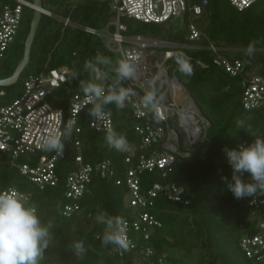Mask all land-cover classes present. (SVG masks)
<instances>
[{
    "label": "trees",
    "instance_id": "trees-1",
    "mask_svg": "<svg viewBox=\"0 0 264 264\" xmlns=\"http://www.w3.org/2000/svg\"><path fill=\"white\" fill-rule=\"evenodd\" d=\"M26 1L29 3L32 0ZM49 1L41 0L43 10L61 18H68L77 27L64 26L63 22L42 14L30 45L27 65L34 66L39 73L44 69L70 67L73 64L68 83L57 92L64 101L55 105L63 106L70 96L82 93L79 81L72 79L73 73H79L80 79H91L83 70L84 62L109 53L100 38L96 37L92 41L94 35H89L80 27L101 30L112 20L114 12L110 8L112 0H88L73 7L59 3L55 4L54 9L47 6ZM188 1L194 6L203 0ZM205 1L204 14L196 21L202 35L215 46L232 49L226 52L229 59H237L247 68L258 66V74L264 77V2L258 1L248 9L238 12L227 0ZM30 20L31 17L28 18V29ZM120 23L125 26L124 34L127 36L161 38L164 33L163 24H144L125 17L120 18ZM185 26L181 35L173 32L166 41L190 44ZM110 29L112 30L111 27ZM253 41L256 42L254 55L248 57L246 49ZM203 42L202 39L198 43ZM175 51V54L182 53L190 58L195 74H181L177 70L175 54L168 64L170 68L176 69V78L179 81L184 80L187 93L199 106L210 126L205 133V139L193 147L192 156L188 159H177L173 172L166 179H162L155 170L143 171L139 174V179L141 189H147L153 183L173 184L183 190L182 195L189 204L176 203L160 195L153 208L148 210L153 219L160 223V227L150 229L147 242L141 243V237L138 236L137 246L122 252L121 257L113 252L112 245H102L97 236L103 235L104 226L96 222L97 212L102 210L110 216L128 220L133 213L127 207L128 190L124 182L127 165H124V156L121 153L108 147L105 133H96L89 129L85 117L82 116L77 124L80 133L76 134L75 130L72 132L71 138L65 143V160L56 166L59 176L56 187L40 190L18 170V166L24 163L34 166L37 156H19L14 160V165H11L9 155L4 154L0 158V191L13 187L29 194L30 204L37 208V215L42 222L50 221L53 225V239L41 264H261L248 258L240 247L243 236L258 233L245 205L247 197L239 200L234 198L221 176L231 179L233 172L231 165L227 164L223 149H236L242 141L251 143L256 138H264V108L243 109L240 103V79L232 78L213 66L208 51L186 48ZM22 52L23 44L15 49L19 60ZM196 62L204 64L205 67H200ZM2 65L0 79L10 77L15 68H10L5 62ZM25 70L18 82L10 87L11 99H6L4 92L0 96V106L9 103L21 93L24 79L28 75ZM110 81L111 78L106 83ZM106 110L112 117L114 130L124 135L129 145L138 147L140 138L135 135L134 127L141 121L134 118L131 109L125 105L118 110L115 105H108ZM241 120L244 121L245 128H237V122ZM75 140L81 144L84 163L93 164L107 159L111 167L104 177L91 175L88 192L79 200L81 212L64 217L61 211L67 203L63 197L65 178L75 169ZM21 181L29 182L34 186L33 189L27 191ZM116 181H120V184L116 185ZM77 241H83L86 249L81 259H77L73 251V244ZM147 246L153 250V255L149 257L143 256Z\"/></svg>",
    "mask_w": 264,
    "mask_h": 264
},
{
    "label": "built area",
    "instance_id": "built-area-1",
    "mask_svg": "<svg viewBox=\"0 0 264 264\" xmlns=\"http://www.w3.org/2000/svg\"><path fill=\"white\" fill-rule=\"evenodd\" d=\"M227 1L238 12L248 9L258 1L264 2V0ZM205 6V0L194 6L190 5L188 0H112L110 8L114 12V17L102 30L80 27L89 35L98 36L109 53L115 51L111 49L113 44L121 59L134 57L138 65L136 77L131 81H124L123 86L131 87L136 92L125 105L131 109L134 118L141 121L134 127L140 144L138 147L129 145L127 151L119 152L124 156V165H127L124 181L128 190L127 207L133 213L129 220L123 219L126 221L127 236L134 245L132 248L137 246L138 236L141 237L140 242L145 243L149 240L150 229L160 227V223L148 212L153 208L158 196L164 195L170 201L189 204L182 195L183 190L173 184L153 183L149 188L141 189L139 174L155 170L160 173L162 179H166L173 172L177 159H188L192 156L193 147L205 139V133L210 126L209 121L200 112L199 106L187 93L183 82L174 75L176 69L170 68L168 64L176 53L175 50L186 48L208 51L213 66L232 78L240 79L242 90L240 103L243 109L264 108V77L258 74V66L247 68L241 61L229 59L226 52L232 49L213 45L200 32L196 21L203 16ZM24 8L33 10L34 6L26 0H0V61L5 58L6 52L14 42ZM121 17L155 25H165L172 19H179L186 25L190 44H174L161 38L143 35L127 36L124 34L125 26L120 23ZM59 20L64 26L76 27L68 18ZM202 39L203 44L198 43ZM196 64L205 67L199 62ZM72 67L73 64L70 67L44 69L36 74H28L24 79L21 93L9 103L0 106V158L7 154L11 165H14V160L19 156H37L34 166L24 163L18 166V170L40 190L58 185L56 166L65 160L64 153L63 157H59L53 152L41 149L42 136L63 130L65 123L73 121L75 133L78 134L80 129L77 124L82 116L85 117L88 128L96 133L106 134L108 129H114L112 117L106 109L109 114L103 121L96 122L89 117L87 109L91 105L83 107L86 104L83 93L73 94L63 106L55 105L64 101L57 92L68 83ZM154 76L157 78V91L161 97L158 120L151 114L139 115L136 108L140 97L148 88L147 82ZM3 94L0 92V96ZM241 144L247 146L250 143L242 141L236 150ZM74 148L75 169L65 178L63 197L67 203L61 211L64 217L81 212L79 200L88 192L91 175L104 177L111 167L107 159L93 164L84 163L78 140H75ZM226 160L229 164L228 158ZM238 175L242 181L250 182L248 173ZM119 184L120 181H116V185ZM22 193L30 203V195ZM245 202L258 233L243 236L240 239V247L248 258L264 264V196L247 197ZM112 248L119 257L122 256L120 250L114 246ZM151 255L152 247H145L143 256Z\"/></svg>",
    "mask_w": 264,
    "mask_h": 264
},
{
    "label": "clouds",
    "instance_id": "clouds-1",
    "mask_svg": "<svg viewBox=\"0 0 264 264\" xmlns=\"http://www.w3.org/2000/svg\"><path fill=\"white\" fill-rule=\"evenodd\" d=\"M255 45L256 42L253 41L247 46L246 56L254 55ZM174 59L181 74H195L190 58L178 53ZM83 70L91 79H80L79 73H73L72 79L79 81V88L86 101L83 107L91 105L87 112L93 121L99 122L106 118L109 114L105 111L108 105H115L118 110L123 109L126 102L136 95L131 87L123 86L124 81H131L136 77L138 65L134 57L119 59L114 64L111 58L96 56L94 60L84 62ZM110 73H114V78L106 83L110 79ZM147 85L148 88L140 97L136 108L139 115L151 114L158 120L161 97L157 91V78L154 76ZM74 124V121L67 122L63 130L42 136L41 149L63 157L65 143L75 130ZM237 128H245L243 120L237 122ZM105 142L117 152H124L129 148L126 137L114 129L107 130ZM223 151L233 172L231 179L221 176V180L234 198L239 200L264 196V138H256L247 146L241 144L238 150L225 148ZM245 172L249 174L250 182L242 181L238 175ZM95 220L104 226L103 235L97 236L102 245H112L121 252L130 251L134 246L127 236L126 221L122 217L110 216L101 210L95 215ZM52 228L50 221L42 222L37 215V208L29 203L24 193L14 188L0 191V264H41L53 239ZM73 251L77 259L83 258L86 252L83 241L75 242Z\"/></svg>",
    "mask_w": 264,
    "mask_h": 264
},
{
    "label": "rangeland",
    "instance_id": "rangeland-1",
    "mask_svg": "<svg viewBox=\"0 0 264 264\" xmlns=\"http://www.w3.org/2000/svg\"><path fill=\"white\" fill-rule=\"evenodd\" d=\"M31 1V0H29ZM88 0H50L49 1V4H47V6H49V8L51 9H54L55 7V4H63L64 5H67L69 7H73L74 5H77V4H82L84 2H86ZM92 1V0H90ZM33 12L28 10V9H24L23 11V15L22 16V22L18 28V31H17V34L14 38V42L13 44L11 45V48L13 46V48L11 49L10 52H8L7 54H5V58L0 62V68L3 67L2 63L5 62L7 64V66H9L10 68H16V66L18 65V63L20 62L19 60V56L17 54H15V49L16 47L20 46L23 44L24 46V42H25V35L27 33V29H28V18L31 17L32 18V15ZM54 15V14H53ZM55 17L53 16H50L52 18H55L57 20H59L61 17L57 16V15H54ZM60 21V20H59ZM109 24V23H108ZM77 27V26H76ZM163 27V35L161 36V38L163 39H167L169 35H171L173 32H176L177 34H182L183 30H184V25L181 23V21L179 19H172L170 20L167 24L165 25H162ZM102 30V29H101ZM96 37L98 36H93L92 37V41L96 40ZM99 38V37H98ZM170 42V41H169ZM111 49L112 50H115L114 53H108L106 55H103L105 57H108V58H111L113 60V63L115 64V62L119 59H121L120 57V54L118 52H116V47L111 44ZM241 51V50H239ZM28 64V63H27ZM102 67V66H101ZM25 73L26 74H36L37 70L34 66L32 65H26L25 66ZM110 78H114V73H110ZM18 82V81H17ZM99 82V81H98ZM182 82H184V80H182ZM12 87V86H10ZM10 87H0V91L4 92L6 94L5 98L6 99H11V90H10ZM22 184V186L27 190V191H30L33 189V185L30 184L29 182L27 181H21L20 182Z\"/></svg>",
    "mask_w": 264,
    "mask_h": 264
},
{
    "label": "water",
    "instance_id": "water-1",
    "mask_svg": "<svg viewBox=\"0 0 264 264\" xmlns=\"http://www.w3.org/2000/svg\"><path fill=\"white\" fill-rule=\"evenodd\" d=\"M31 4L34 6V9L32 10L33 14L31 15L32 18L30 20L28 34H27V37L25 39L24 46H23L22 58H21L20 62L18 63V65L16 66V68L14 69V71L10 77L0 79V87L13 86L19 80L20 75L24 71L25 66L27 65V63L29 61V52H30V48H31L30 45H32V41L35 37L36 30H37V27L39 25L41 15L43 14V15L55 17L53 14H48V13H46L47 11L42 9L41 0H32ZM200 112H201V110H200Z\"/></svg>",
    "mask_w": 264,
    "mask_h": 264
}]
</instances>
